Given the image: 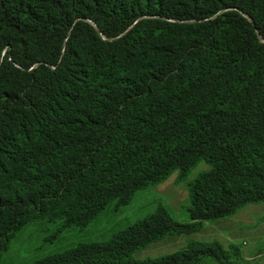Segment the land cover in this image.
Masks as SVG:
<instances>
[{"label": "trees", "instance_id": "1", "mask_svg": "<svg viewBox=\"0 0 264 264\" xmlns=\"http://www.w3.org/2000/svg\"><path fill=\"white\" fill-rule=\"evenodd\" d=\"M201 160L189 223L158 206L24 264H253L218 242L132 255L264 203V0H0V264L27 223L85 229Z\"/></svg>", "mask_w": 264, "mask_h": 264}, {"label": "rangeland", "instance_id": "2", "mask_svg": "<svg viewBox=\"0 0 264 264\" xmlns=\"http://www.w3.org/2000/svg\"><path fill=\"white\" fill-rule=\"evenodd\" d=\"M209 169L210 166L201 160L182 179H177L176 171L166 181L138 191L130 205L119 211L109 205L82 230L71 227L57 235L58 223H27L2 254L1 263H30L69 249L77 243L105 242L116 232L152 213L158 206L164 207L175 221L187 224L189 185L200 173ZM191 242H218L225 248L234 244L245 259L253 264H264V203L249 204L231 217L204 222L198 232L166 236L136 251L132 258L137 261L156 259L179 252Z\"/></svg>", "mask_w": 264, "mask_h": 264}]
</instances>
